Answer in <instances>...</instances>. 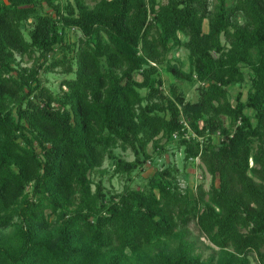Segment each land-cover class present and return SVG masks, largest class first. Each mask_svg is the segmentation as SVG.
Listing matches in <instances>:
<instances>
[{
    "label": "trees",
    "instance_id": "1",
    "mask_svg": "<svg viewBox=\"0 0 264 264\" xmlns=\"http://www.w3.org/2000/svg\"><path fill=\"white\" fill-rule=\"evenodd\" d=\"M58 1L0 0V229L15 226L0 264H264V0ZM182 49L188 70L169 58ZM163 66L199 84L198 102L164 89ZM58 68L71 76L59 93L40 79ZM151 146L184 168L199 159L219 185L192 197L169 163L131 186ZM108 159L121 193L92 179ZM192 224L218 259L193 255Z\"/></svg>",
    "mask_w": 264,
    "mask_h": 264
},
{
    "label": "rangeland",
    "instance_id": "2",
    "mask_svg": "<svg viewBox=\"0 0 264 264\" xmlns=\"http://www.w3.org/2000/svg\"><path fill=\"white\" fill-rule=\"evenodd\" d=\"M99 1L101 0H86L87 5L90 8H93ZM59 3H61L62 6H65L68 3V0H59ZM216 3V0H211V9H214V5ZM46 11L50 12L48 7H46ZM31 27L30 25H27ZM205 32H208V21L205 22ZM69 38L72 40L75 39L74 30L69 32ZM169 58L172 59L174 64H183L184 69L188 70L187 65V53L184 49L179 51H174L169 55ZM17 60L20 62L21 67L33 69L35 68V62L33 60H29L27 57L21 58L20 56H17ZM43 61L41 60L40 63ZM246 73V82L243 84H237L236 86H233L230 88V94L232 96V100L235 102L236 97L239 93L243 95L242 100L245 101L247 98V92L249 90L250 86V76L248 75V70H245ZM160 75L161 78L164 80V89L168 91V87L170 84H177L181 90L182 93H184L186 99L192 103L198 102L199 100V84H191L186 81H176L175 78L171 73H168L165 66L161 67L160 69ZM71 76H67L61 72V69H55L54 71H47L42 70L40 72V79L46 84L48 87H50L54 92H61V82L67 78H70ZM138 80H141L140 77H138ZM157 101V100H156ZM251 113V112H250ZM230 128L232 130L234 129L235 125L228 123ZM234 126V127H233ZM220 136L216 135L213 137V140L215 143H218ZM115 154L117 156H120L124 158L127 161H134L135 155L131 150L123 151L120 148H116L114 150ZM149 153L151 155H154V159L151 161H148L145 165V170L142 171L139 175L134 174L133 175V182L129 183L131 186H145L147 182V178L152 176L157 169H162L165 166L169 165V163L176 165L180 168V175H179V183L182 192L189 193L192 197L195 196L197 192V185L198 184H204L205 190L209 191L213 186H218L219 181L217 179H214L210 174H208L205 170V168L202 166L200 161H196L193 164H189L188 167L184 168L183 163V155L181 151L173 152V149L171 147L168 148L167 154H164L163 156L155 155L152 146L149 149ZM113 160H106L103 168L104 172H106L103 175H95L92 176V179H94L95 182H102L104 190L108 192V194H117L121 193L125 186L128 184L127 177L122 175H115L113 176L114 171V165ZM95 189V187H94ZM208 199V197H207ZM15 226L6 228V229H0V240L8 241L9 238L12 236L14 232ZM189 232V239L193 243V255L200 256L202 258V261H207L211 258L218 259L219 258V249L215 247L206 237L200 236L198 231L195 229V226L192 224L188 230ZM175 241H169L164 242L159 249L156 250L157 253L160 252H173V250L176 247ZM148 255L145 254L144 257H147ZM132 257V256H130ZM251 264H258L255 258H251Z\"/></svg>",
    "mask_w": 264,
    "mask_h": 264
},
{
    "label": "built area",
    "instance_id": "3",
    "mask_svg": "<svg viewBox=\"0 0 264 264\" xmlns=\"http://www.w3.org/2000/svg\"><path fill=\"white\" fill-rule=\"evenodd\" d=\"M183 122H184V121H183ZM184 125H185V127L187 128V130H189L188 133L186 134L185 138L190 139V136L196 138V134L193 133V132L191 131V129L189 128V126L187 125V123L184 122ZM174 138H175V139H178V135L176 134V135L174 136ZM199 141H202V139L199 138ZM196 161L199 162V159L193 160V161H191V162H196Z\"/></svg>",
    "mask_w": 264,
    "mask_h": 264
}]
</instances>
